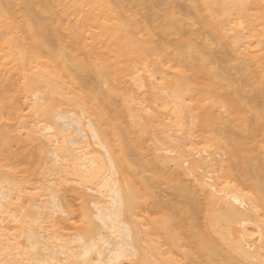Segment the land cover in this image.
Returning a JSON list of instances; mask_svg holds the SVG:
<instances>
[{
    "label": "rangeland",
    "instance_id": "1",
    "mask_svg": "<svg viewBox=\"0 0 264 264\" xmlns=\"http://www.w3.org/2000/svg\"><path fill=\"white\" fill-rule=\"evenodd\" d=\"M28 1L31 0H0V5H5L0 13V183L10 186L14 189L12 192L17 191L15 194L25 188L22 189V192L25 190L23 195L26 198L23 197L22 201L24 203L17 200L16 207L18 212L21 211L20 217L25 216L29 210L33 211L32 216L27 217L33 222L35 216L50 213L53 198L49 194L51 190L48 185L50 180H58L59 177V174L58 177L56 174L52 175L55 172L49 169L53 156L47 152L48 146H44L46 143L42 144L40 140L31 138V132L38 121L41 122L40 126H44L52 119L47 114L33 109L36 98L27 82L32 77H38L37 93L45 96L48 103L53 105V114L72 111L69 113V116H72L74 110L83 118H90L95 127L99 128L98 118L93 114L92 108L97 107L101 99L108 114V118L101 121V128L117 148L123 149L126 146L112 133L113 125L120 124L133 130L134 146L129 154V161L137 170L129 177L148 180L155 178L148 192H141L138 199L140 208L136 221L141 229H137L138 226L135 229L143 232H139V236L143 237L139 246L142 252L148 257L152 256L156 249H153V254L151 249L159 243L164 252L155 258L156 264H205L204 257L198 254L195 246L188 243L177 230L174 235L181 245L179 249L172 248L163 241V230H151L150 236L146 237L145 229L150 224L171 217V205H190L191 199L203 205L197 216L199 227L203 231L213 233L206 220V216L211 213L210 208L205 205L207 194L199 192L192 196L183 191V184L180 185L177 178L184 176L185 167L188 169L190 164L185 163L187 166H182L183 169L163 159L162 156L166 154L165 147L169 144L165 142V138L169 132L170 136L173 134L179 137V143H184L185 139L193 143L175 149L173 153L181 160L187 157L189 159L191 150H207L203 151V155L208 156V160L213 159L211 163L214 166L216 164L214 169L218 167L219 170L214 173L213 166H209L211 169L203 167L197 174L202 172L206 175L209 169L211 175L216 176L217 181L228 190H237L252 198L259 194L253 186L254 180L246 175L243 161L231 157L229 150L232 140L246 144V152L253 155V161L258 165L264 164V121L259 130L251 131L244 126L238 112L231 105V100L241 99L243 106L248 109L247 114H251L249 98L258 92L260 99L264 101V83L257 77L259 72H264V48H260L264 42V30L259 28L249 33L250 38L241 41L243 43L249 39V45L235 43V31L230 25H235V21L238 24V20L230 18L231 6L225 0H216L218 4L215 5L214 2L213 7L206 12L197 9V0H85L84 4L80 0H43L48 6H38L36 11L45 17V23L38 28V31L47 34L49 43L44 44L42 39L24 27L27 14L23 4ZM250 2L247 13L252 18L261 20L264 17V0ZM88 16H95L96 20L87 21ZM167 24L174 25L172 32H165ZM239 25L238 28L245 30V24ZM105 27L118 31L116 35H110L105 32ZM8 42L11 46L6 48ZM129 43L134 44V48L119 58V46ZM19 51L25 52L27 60H17L9 54ZM208 57L216 60L215 64L209 66L220 65L229 73L231 80L219 86L214 85L208 75L201 74L187 86L185 97L180 100L185 109V118L178 122L171 106L163 104L160 89L165 87V100L172 102L179 88V81L191 74L185 66V61L204 62ZM114 60L116 63L108 66L105 75L97 73V68L104 67L105 63ZM82 62L88 65L85 69L78 66ZM152 75L157 77L155 79H158L157 82L161 86L158 87ZM140 76L145 77L143 79L146 85L143 88L137 85ZM47 78H51L52 86H48ZM147 106L150 107L148 112L143 110L144 107L148 108ZM82 110L85 111L84 114ZM205 110H210L213 115L208 121L200 116ZM56 114L53 119L59 125L72 122L70 119L59 118ZM73 127L72 123L67 128L72 130ZM166 129L169 131L166 132ZM75 137L83 144L87 143L89 149L102 155L106 162L103 170H107L109 163L105 149L93 138L90 127L77 133ZM69 145L75 146L70 142ZM190 159L192 160V156ZM195 162L198 163V160ZM169 174L173 177H168ZM70 177L73 180L59 179V195L67 211L54 215V218H58L55 224L47 220L45 224L50 226L39 228V235L43 242L47 241L49 236L51 240L53 236L58 235L61 241L60 237L59 240L56 236L53 238L58 245L68 242L67 244L75 247L73 250L77 252L83 251L77 248L80 242L75 237L85 226L86 208L92 212L97 230L106 232L101 228V220L93 202H90L92 199L106 198L98 191L90 189L87 191L89 196L86 191H81L87 198L81 197L77 191L87 188L74 182L75 175L70 174ZM70 177L68 176V179ZM130 179L125 180V186H128ZM185 180L187 187L196 188V182L194 184L192 178L190 181ZM97 185L94 184L93 188L98 189ZM72 187L78 190H73ZM44 202L48 204L43 205L44 209H41L39 204L42 206ZM15 210L17 208H14ZM262 221L259 224L264 226V215ZM37 222L34 224L37 225ZM142 228H145L144 231ZM144 234L146 235L143 236ZM111 238L113 242L118 241L114 235H111ZM18 241L25 242V237H20ZM104 249L105 253L109 254L107 245ZM43 253L47 257L49 250ZM133 258L128 259L133 261ZM128 259L121 261L127 264ZM213 259L217 264L221 262L219 256H214ZM139 260L140 256H136L135 261Z\"/></svg>",
    "mask_w": 264,
    "mask_h": 264
},
{
    "label": "bare ground",
    "instance_id": "2",
    "mask_svg": "<svg viewBox=\"0 0 264 264\" xmlns=\"http://www.w3.org/2000/svg\"><path fill=\"white\" fill-rule=\"evenodd\" d=\"M215 1L216 0H197V9L206 12L211 9V6ZM225 1H227L231 6L229 11L230 18L238 20V24L237 21H235V25H230V28L235 31L233 36L235 43H241L242 40L250 38L249 33H252L259 28L264 30V17H262L261 20H256L247 13L248 5L251 0ZM80 2L84 4L85 0H80ZM98 3L103 4V2ZM217 4L218 3L215 2V5ZM94 5H96V2H94ZM38 6L46 8L48 4L43 0H31L23 4V9L27 14V23L24 24V27L31 34L42 39L44 44H47L49 43L47 34L44 31H38V28L45 23V17L36 11ZM4 7L5 5H0V13H2ZM223 8H225V6ZM89 20H96V17L92 16L89 18L88 16L87 21ZM239 24H245V30H241V27L238 28L237 26H240ZM173 26L174 25L167 24L165 26V32H172L175 28ZM104 30L110 35H116V32L118 31H114L109 27H105ZM250 43L251 41L248 39L240 45H249ZM10 46L11 43L8 42V44H6V48H9ZM134 46L135 45L131 43L120 45L118 49L119 58L120 56L124 57L129 50L134 48ZM260 48H264V42L261 43ZM189 53L191 54V52ZM9 54L17 60H27V56L23 51L9 52ZM206 60L207 61L204 62L185 61V66L189 68L191 74L179 81V88L177 89L172 102L165 100L166 95L163 92L165 87L160 89L162 91L160 95L161 98H163V104L171 106L178 122H182L185 118V109L180 103V100H183L185 97L187 86L196 78H199L201 74L208 75L213 80L214 85L220 86L231 80L229 73L220 65L217 67L209 66L216 63L214 58L208 57ZM114 63H116V60L105 63L104 67L97 68V73L102 76L105 75L108 66ZM86 64L87 63L82 62L79 63L78 66L80 69H85L88 66ZM152 77L154 78V75H152ZM257 77L264 83V72H259ZM143 78L145 77L143 76L141 78L140 76V78L137 79L138 87L143 88L146 85V81ZM155 78L154 81L156 80ZM157 80L156 83L159 87L161 85L160 83L158 84ZM38 82V77H32L27 82L29 89L33 91L36 98L33 109L35 108L36 112L47 114L49 118L51 117L52 119H50V122L44 126H40L41 122L38 121L35 124V128L31 132V138L34 140H40L42 144L46 143L44 146H48L47 152L54 157L51 158L53 163L52 165H49V169L55 172L52 173L50 171L52 175L56 174L55 176L58 177L59 174L58 180L56 179L58 183L53 178L54 181H49L50 184L48 186L50 189L47 186V188L51 190V193L49 194H51L50 196L53 198V201L51 200L52 198H50L53 202L52 204L49 203L52 205L50 213L43 216L41 215L42 213L40 214L38 212L40 215L37 217L35 216L33 218V222L27 219V217L32 216L31 212L33 211L29 210V212L21 218V214H19L21 211L18 212L19 209L16 207L18 206L17 200L22 202L24 201V198H26L24 196L25 190L22 192L24 187L21 188L17 194H15L17 191H13V194L11 190L14 189L0 183V264H124V262L121 261L122 259L126 258L127 260L132 257H134L133 261L128 259V261H126L127 264H156L155 258L162 255L164 252L160 248L159 243H156V245H154L151 249V251H153L155 248L156 253L153 251L152 254H154L150 257L146 256V254L143 253L142 249L139 247L141 246L140 240H142L143 237L142 235L139 236V232L141 233L142 231H139L141 227L136 221L140 208L138 199L141 192H148L151 183L154 182L155 178L153 180H148L137 177L130 179L129 177L135 170H137V168H135V166L129 161V154L134 146L133 130L128 127L124 128L120 124L113 125L112 133L126 146L123 149L117 148L109 136L105 135L101 128V121L108 118V114L104 109L105 106L103 105V100L99 99V105L92 108L93 114H95L98 118V128L97 126L95 127L94 122H92L90 118H83L74 110L72 116H69V113L72 111H59L57 114H53V105L48 103L45 96H40L37 93ZM47 84L48 86H52L51 78H47ZM153 87L151 86V88ZM154 89L156 88L154 87ZM240 100L241 99L231 100V105L238 112L244 126L251 131L259 130L262 126V122L264 121V101L260 99L259 93L257 92L249 98L248 106L251 114H247L248 109L243 106V103ZM143 110L148 112L150 107H144ZM84 113L85 111L82 110V114ZM55 114L59 118L64 120L70 119L72 122H65L64 125L61 126L53 119ZM200 116L203 117L205 121H208L213 117L210 110H205L200 114ZM72 123L74 124V127L71 130L67 127H70ZM87 127H90L92 130V136L96 142H98V144L105 149L109 163L107 170H103V165H105L106 162L102 155L95 150L89 149V145L87 143L83 144L80 139L75 137L77 133L83 132ZM168 129L165 131H169ZM166 136H164L167 138V140L165 138V142H168L169 144L165 147L166 154L164 153L165 155L163 154L164 156L162 157L166 160V162L177 164L183 169L187 166L186 164H190L188 169L185 167V170L188 171L185 172L184 170V173L182 172L184 176L180 175L177 180L180 185L183 184V191L192 196L199 192L207 194V203H205V205L210 208L211 213L206 216V220L211 225L213 233L211 234L203 231L199 227L200 225L197 222V216L202 211L203 205L202 203H197L195 199H191L190 205H171V217L163 218L154 224H150L148 228H144L145 233L148 236L146 234L143 236L146 235L148 238L152 232L151 230H163V241L169 244L170 247L179 249L181 245L174 235V232L177 230L183 234V238L188 243L195 246L198 254L201 257H204L205 264H217L214 262V256H219L221 258V262L219 264H243L241 263L242 261L245 263L247 262L248 264H264V226L259 224V222L262 221V215H264V164L258 165L253 161V155L246 152V144L234 142L233 140L231 141L229 154L231 157L241 159L243 161L246 169V175L249 179L254 180L253 186L260 194L252 198L240 193L237 190H228V188L224 185L222 186L221 183L217 181L216 176L211 175V171H209L211 167L209 166H213L212 170H214V173L215 170L219 169L218 167L217 169H214L216 164L214 166V164L211 163L213 162V159H211L212 161L208 160V156L206 157V155H203V151L206 152V149L191 150L190 157L192 156V160L190 157V160L187 159L188 157L185 158V160L184 158L181 160V158H176V154L173 153L175 152V149H180V147L193 143L186 139L184 143H179V137L173 134L170 136L169 132ZM42 139H45L47 142ZM175 140L177 142H175ZM69 142L75 146L71 147ZM173 142H175L176 145H174L175 143ZM3 143H6V141H3ZM172 155H175V157ZM198 156L199 159H197ZM200 156L202 157L200 158ZM194 159L198 160V163L195 162ZM183 163L186 164L184 165ZM203 167H209V169H207L208 173L205 171L206 175L202 172V175L197 174V172ZM70 174L77 177L74 178V182L76 181L78 184H82L85 188H87V190H78L72 187L73 190H78L77 193H79L81 197L87 198L89 196L87 191L90 189L98 191L106 198L105 200L92 199V201H90L93 202L98 218L101 220V228L106 232L97 230V226L92 217V212L90 213V210L86 208L85 226L77 234V237H75L80 242V245H78L77 248L83 249V251L77 252L73 250L75 247L73 248L67 244V241L69 240L66 241V244L60 243L61 245H58L56 241H54L58 235H55L56 237L53 236V240H50V236L48 235L49 237H47L49 239L47 238V241L44 242L41 240L39 235V228H48L50 226L45 224L47 220H50L49 222L55 224L56 219L58 220L57 217L54 218L57 216V212H64L66 210L65 206H63L64 201L62 202L63 199L59 195V181L61 182L62 179L69 181L72 179ZM68 176L70 177L69 179ZM185 176L188 180L192 178L194 184L196 182V188L193 185L192 188H189L184 184V180L186 179ZM168 177H173V175L169 174ZM60 178L61 180H59ZM127 179H130V183L128 186H125L124 182ZM192 181L191 183H193ZM96 183L98 184V189L93 188V185ZM199 187L201 189H197ZM81 191H86L85 193H87L88 196ZM237 201H239V203ZM45 204L48 203L44 202V204L42 203V206L39 204V206L42 207L41 209H44L43 205ZM14 208H17V210H15L16 212L14 211ZM17 222L19 223L16 224ZM35 222L38 224H34ZM249 222L252 225H250ZM253 222L255 223L254 226ZM135 227L139 230L135 229ZM12 229H15L16 231L11 232ZM141 234H143V232ZM214 234H216L217 237ZM111 235H114L118 241L113 242ZM20 237H25V242H19L18 239ZM43 237L44 239L46 238L45 235ZM59 237H57V239ZM149 240L151 242V239ZM219 240H221L222 243H220ZM106 245L109 250V254L105 253L104 247ZM45 250H49L47 257L43 253ZM136 256H140V260L138 262L135 261Z\"/></svg>",
    "mask_w": 264,
    "mask_h": 264
},
{
    "label": "snow or ice",
    "instance_id": "3",
    "mask_svg": "<svg viewBox=\"0 0 264 264\" xmlns=\"http://www.w3.org/2000/svg\"><path fill=\"white\" fill-rule=\"evenodd\" d=\"M239 203V201H237Z\"/></svg>",
    "mask_w": 264,
    "mask_h": 264
}]
</instances>
